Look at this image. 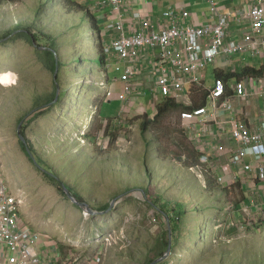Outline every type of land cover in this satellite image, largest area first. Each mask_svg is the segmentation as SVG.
<instances>
[{
  "label": "rangeland",
  "instance_id": "374dc122",
  "mask_svg": "<svg viewBox=\"0 0 264 264\" xmlns=\"http://www.w3.org/2000/svg\"><path fill=\"white\" fill-rule=\"evenodd\" d=\"M76 1L89 6L85 0ZM85 11L57 0L0 1V38L16 28H32L40 45L59 51L63 66L57 74L48 70L44 54L38 52L45 49L38 42L34 47L26 40L0 39V170L23 201V221L56 244L50 255H59L57 264H152L161 259L160 239H170L164 212L151 205L162 198L170 210L182 212L181 238L179 245L173 243L171 255L157 264H264L261 219L243 215L240 223L248 225L246 230L230 226L234 218L228 213L242 199L239 189L224 192L217 185L218 163L206 168L212 186L206 184L207 175L199 178L190 170L193 166L187 167L192 150L201 146L185 132L181 112L144 132V123L156 116L161 102L153 93L120 118L124 103H104L107 70L112 78L117 72L103 67L99 39L91 37ZM243 57L249 62L244 69L248 64L263 67L248 54L233 60ZM207 71L206 86L211 89L216 73L213 66ZM237 82L233 77L231 84ZM57 86L60 95L64 90L61 104L26 130L27 122L22 127L28 148L35 151L30 150L33 162L21 145V120L35 113L37 99ZM205 92L204 87L196 88L191 104L201 101ZM49 178L66 186L69 196L81 195L84 208L94 213L73 203L65 188L64 197ZM106 206L109 209L100 212Z\"/></svg>",
  "mask_w": 264,
  "mask_h": 264
},
{
  "label": "built area",
  "instance_id": "2783aa9c",
  "mask_svg": "<svg viewBox=\"0 0 264 264\" xmlns=\"http://www.w3.org/2000/svg\"><path fill=\"white\" fill-rule=\"evenodd\" d=\"M128 1L110 0L117 20L109 25L111 40L105 44L108 59L117 62L116 71L125 85L120 100L128 103L137 91L136 83L146 81L147 94L153 93L156 102L161 99L158 104L175 100L191 105L194 90L204 87L209 93L208 105L181 113L187 135L201 146L198 149L204 154L200 163L190 170L202 178L208 174V166L218 163L214 178L221 188L232 186L239 172L253 181L264 182V122L251 128L246 122L233 118L234 100L244 101L250 96L247 79L231 86L233 93L230 95L228 85L222 78H218L214 86L208 89L205 74L220 57L231 59L236 55L248 54L264 65V0H250L245 11L248 21H243L233 11L222 13L218 1L210 0L212 21L201 26L194 24L192 13L188 10L165 11L163 23L158 24L153 18L136 13V18L141 21V30L128 26ZM233 17L242 29L238 39L233 38L231 32ZM146 73L151 76L144 79ZM103 87L107 98L115 99V93L106 82H103ZM262 95L264 97V90ZM221 112L231 118L229 137L234 145L231 148L222 143L224 133L214 146H209L206 140L209 125L215 121L221 125L218 121ZM227 154H230L228 163L217 161L218 156ZM208 176L211 178V175H207V179ZM22 202L13 194L0 170V264H46L47 257L57 264L59 255H50L51 249L55 251L56 244L23 221ZM246 208L248 213L259 214L260 217H257L264 223V199L262 206L251 202ZM230 226H236L241 231L248 228L243 223ZM93 264H99V260Z\"/></svg>",
  "mask_w": 264,
  "mask_h": 264
},
{
  "label": "crops",
  "instance_id": "0c3cea01",
  "mask_svg": "<svg viewBox=\"0 0 264 264\" xmlns=\"http://www.w3.org/2000/svg\"><path fill=\"white\" fill-rule=\"evenodd\" d=\"M219 3V7L222 13H229L231 11L236 12L237 16L240 17L243 21H248V18H246V8L249 7L250 0H217ZM83 2V1H82ZM84 3H87L92 8V11L94 12L95 16H97L100 25L104 26L105 29V39L106 44L109 43L110 34H109V25L112 24L114 21L117 20V14L115 13L112 4H110V0H85ZM128 4V5H127ZM127 5V18H128V26H131L134 28V30H141V21L136 18V13H141L144 17L147 16L149 18H153L157 24L163 21V14L165 11L168 10H188L192 13V21H194V24L198 25H205L212 21V7L210 0H130L126 3ZM236 18L233 17V28L231 29L232 36L235 39H238L241 35L242 29H240V25L238 23H235ZM163 23V22H162ZM154 56V55H153ZM237 56V55H236ZM234 56V57H236ZM243 56V55H241ZM247 58L243 57L240 59H228L220 57L218 59V62L216 64H212L210 67H214V71L216 73V80L218 75L220 74H230L234 73L237 74L240 67L245 68V64L247 65L246 61ZM146 61L150 62L151 60L145 59ZM251 60H254V58H251ZM109 68L115 67V63H117L114 59H107ZM264 66V65H263ZM209 67V68H210ZM249 67L246 66V68ZM117 70V69H116ZM209 70V69H208ZM117 72V71H116ZM207 75L208 80V71L205 72ZM150 73H146L144 75V79H147L150 77ZM105 81L107 85L110 87V89L113 91L116 89V93L114 94V101H118L119 104L124 103L123 110L120 115L117 117H121L124 114H130L131 111H135V107H137L139 104H142V100L147 96V83L141 82L136 83L137 91L135 94L131 97L130 101L128 103L122 102L120 100V94L124 90V83L121 81V76L117 73V76L115 78H112L109 73L107 72L105 76ZM262 79V80H260ZM246 80V79H245ZM248 81V91L250 93V96L247 98V100L240 101L238 99L234 100V107L235 111L233 113V118H236L238 120L246 122L249 127L254 128L261 122H264V97L262 95V92L264 90V76L260 78H252L247 79ZM233 86V85H232ZM114 92V91H113ZM154 99V96H153ZM112 103V99H108L106 97V101H109ZM116 117V118H117ZM114 118H110L107 120H117ZM220 119L218 120L219 123L223 126H219L217 121L215 123H212L209 125L210 134L206 137L207 142L209 143V146L216 145L217 139H219L221 133H224L222 143L226 144L228 148H231V145H233L230 137L229 132H231V124L229 123L231 118L228 114H225L224 112L220 113ZM224 124L226 126L224 127ZM222 136V135H221ZM221 142V141H220ZM232 149L229 151L231 152ZM230 154L223 155L221 157H217V161L221 164H226L229 161ZM216 157V156H215ZM237 177V181L232 186H228V188L233 187L232 189H239L238 197L242 196V199L240 202L235 203L232 213H228L229 215H233L234 221L231 223L232 225H237L243 218V215L253 217L255 219L256 216L260 217L259 214H251L249 212L248 214L244 213L247 209L246 207L251 202L257 204L258 206H262L263 199H264V182H256L253 181L251 178H249L248 175L239 172ZM248 176V177H247ZM231 177V176H230ZM227 188V187H226ZM225 188V189H226ZM224 189V188H223ZM240 207V209H239ZM230 212V211H227ZM253 212V211H252ZM227 219V218H226ZM230 223V221H228ZM230 224V225H231ZM232 228H236L232 226ZM46 264H54L52 258L47 257L46 258Z\"/></svg>",
  "mask_w": 264,
  "mask_h": 264
},
{
  "label": "trees",
  "instance_id": "16d2710c",
  "mask_svg": "<svg viewBox=\"0 0 264 264\" xmlns=\"http://www.w3.org/2000/svg\"><path fill=\"white\" fill-rule=\"evenodd\" d=\"M2 1V3L5 2H10V3H16L19 2L20 0H0ZM60 3L65 4L66 6L69 7V9H74L75 11H82L83 9L86 8L85 11V16L87 17V19L90 21V27H91V32H92V38L95 39V37H98V47H99V52H100V57H101V61H102V65L103 67L109 68V64H108V56L105 52V44H106V35H105V30L103 29L102 25H100V22L97 18V16H95L94 12L92 11V9L89 6L80 4L79 2H77L76 0H57ZM91 34V33H90ZM11 38L13 37V42H18L20 40H26L28 43H30L31 45H33L34 47L36 46L35 42L39 43L40 42V38L39 35L33 31L32 28H16L13 31H9L4 37H1L0 39H4V38ZM48 39H50L48 37ZM39 47L44 48L43 45H40L39 43ZM53 48V47H52ZM39 54H44L45 56V64L47 65V69L54 72L55 74H57V71L63 66H62V62L58 61V56H57V49L53 48V49H48L45 50L44 52H41L38 49ZM109 70V69H108ZM107 70V72L109 73V71ZM264 76V66L260 69L257 70L255 68H251V67H247L246 69H244L243 71L234 74V73H230L227 75H218V78H222L226 81L228 88L230 90V95L233 93L231 92V80L233 77L238 78V81L243 80V79H256V78H260ZM59 91L60 88L59 86H57V89L51 93V94H47L44 95L43 97H40L37 99L36 102V110L38 109L37 112L35 113H30L28 114V116H26L25 118H23L21 120V124L26 121V125L24 126V129L26 130L28 126H30L31 124H33L34 122H36L37 120L49 115L50 113H52L56 107H58V105L61 104V96L64 90H62L61 95H60V101H58V96H59ZM209 98V93L205 92L204 97L202 98L201 101L195 100L194 104L192 105H186L183 103H179L175 100H166L160 104H158V111L156 116L151 120L149 119L146 123H144V132H147L149 130V128L151 127H155L158 128L160 125H162V122L165 121L168 117V115H170L171 113L174 112H183V111H187V110H194L196 108H200V107H206L208 105V99ZM58 101V104L56 106H53L54 103H56ZM105 103V101H104ZM29 117V118H28ZM28 118V119H27ZM118 120V119H117ZM110 121V120H109ZM113 121V120H111ZM107 126V125H105ZM111 125H109V128L111 129ZM185 130V129H184ZM186 132V131H185ZM21 133L24 135V137H26V133L25 131H21ZM90 136V135H89ZM157 149H162V146L158 140V138L155 140ZM21 145L24 149V152L29 156V158L34 162L33 156L30 153L29 150H31L32 152L35 153V151L33 149H29L27 143H25L23 140H21ZM151 146V145H150ZM36 155V154H35ZM203 152H201L199 149H193L192 150V156L193 159L191 160L190 163H188L187 167L190 166H197L200 163V158H202ZM191 157V156H190ZM188 159V158H187ZM48 175V174H47ZM50 179V178H49ZM208 179H211L210 177ZM207 179V185L212 186V182L210 183ZM53 181V183L55 184V186H57V188L60 190V192L62 193V195L64 197H68L67 193L64 190V187L59 184L58 180H56L55 178L50 179ZM207 187V186H206ZM233 187L231 188H226L224 190V192L230 191L232 190ZM207 189H209L207 187ZM71 192V191H68ZM72 193V192H71ZM147 197H149L148 192H145ZM74 197H76L77 200L82 201L84 203L83 197H81V195H79L78 193L74 192V194H72ZM151 205L155 206L156 208H158L159 210L164 212V215L166 216V220L169 222L170 225V233L172 234L173 237V243L176 242L177 245H179L180 242V230H181V220H182V212L180 209L176 210L174 208H171V210L168 208L170 207L169 204H166L164 200H162V198H158L155 201L151 202ZM167 205V206H166ZM227 205H229V203H227ZM110 206H106L104 208H101L100 212H105L109 209ZM228 208V207H227ZM225 208V210L227 209ZM264 224V223H262ZM257 227V226H256ZM258 228V227H257ZM256 228V229H257ZM169 247V239L165 240L163 238L160 239L159 241V252H161V258L166 254L167 250Z\"/></svg>",
  "mask_w": 264,
  "mask_h": 264
},
{
  "label": "water",
  "instance_id": "95a60500",
  "mask_svg": "<svg viewBox=\"0 0 264 264\" xmlns=\"http://www.w3.org/2000/svg\"><path fill=\"white\" fill-rule=\"evenodd\" d=\"M36 43V42H35ZM41 49H45V50H47L46 48H41ZM59 71V70H58ZM57 71V72H58ZM59 95H60V91H59ZM58 99H59V96H58ZM55 104V103H54ZM38 111V110H37ZM36 111V112H37ZM25 122L26 121H24L23 123H22V125H21V128H20V136H21V139L25 142V143H27V140H26V138L24 137V135L21 133V131H22V127L24 126V124H25ZM30 151V150H29ZM30 153H31V151H30ZM65 188V190H66V192L68 193V196L70 195V193L68 192V189H67V187L65 186L64 187ZM71 196H69V198H70ZM71 199H72V201H73V203H75L78 207H80L81 209H84L85 211H87L88 209H85L84 208V203L83 202H79V200H77L76 198H74V197H71ZM91 214H93L94 212H92V211H90V210H88ZM172 246H173V237H172V234L170 233V239H169V247H168V250H167V252H166V254L161 258V259H159L158 261H156L155 263H152V264H157V263H159V262H162V261H165L167 258H168V256L169 255H171V251H172Z\"/></svg>",
  "mask_w": 264,
  "mask_h": 264
}]
</instances>
